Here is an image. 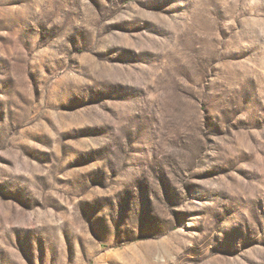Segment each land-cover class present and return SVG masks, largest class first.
<instances>
[{"label":"rangeland","instance_id":"obj_1","mask_svg":"<svg viewBox=\"0 0 264 264\" xmlns=\"http://www.w3.org/2000/svg\"><path fill=\"white\" fill-rule=\"evenodd\" d=\"M0 264H264V0H0Z\"/></svg>","mask_w":264,"mask_h":264}]
</instances>
